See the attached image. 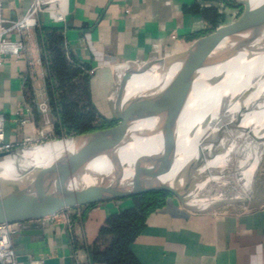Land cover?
Segmentation results:
<instances>
[{
  "label": "crops",
  "instance_id": "crops-1",
  "mask_svg": "<svg viewBox=\"0 0 264 264\" xmlns=\"http://www.w3.org/2000/svg\"><path fill=\"white\" fill-rule=\"evenodd\" d=\"M230 0H70L64 21L48 13L39 25L64 27L69 53L92 73L96 107L107 118L125 69L134 63L178 53L196 39L231 23L241 8ZM25 0H2V16L16 21L26 12ZM12 38L19 39L17 34ZM36 30L19 56L0 65V112L6 117V140L19 142L45 130L29 97L47 101L45 70ZM31 88L29 97L26 88ZM30 122L21 125L17 112ZM105 111V112H104ZM132 205L116 199L66 209L39 221L40 234L14 235L18 264H91L86 248L107 218ZM141 264H264V205L220 208L194 213L168 196L152 212L146 228L131 245ZM100 264V263H98Z\"/></svg>",
  "mask_w": 264,
  "mask_h": 264
},
{
  "label": "water",
  "instance_id": "water-1",
  "mask_svg": "<svg viewBox=\"0 0 264 264\" xmlns=\"http://www.w3.org/2000/svg\"><path fill=\"white\" fill-rule=\"evenodd\" d=\"M235 2L241 12L231 23L196 39L184 51L134 63L125 69L113 102L115 125L0 151V163L19 162L27 152L54 143L66 145L47 164L16 180L0 181V223L17 222L23 233L40 234L39 221L60 211L151 191L170 193L183 208L194 213L214 212L225 205L240 203L221 199L202 206L206 199L199 196L214 176L221 175L205 167L226 151L237 126L236 119L207 133L197 155L177 174L166 178L175 163L180 120L199 70L223 64L240 54H251L264 35V0ZM30 4L31 0H25L26 10ZM177 65L178 69L166 83L168 72ZM148 72L157 76V84L126 96L132 77ZM221 79L222 76L215 77L212 83ZM210 119L207 116L202 121V130L207 128ZM145 120H153V127L136 130V125ZM193 133L194 129L190 136ZM159 135L163 140L160 150L140 156L133 166L121 161L120 149L130 144L134 137ZM103 156L111 163V170L107 173L91 170V162Z\"/></svg>",
  "mask_w": 264,
  "mask_h": 264
},
{
  "label": "bare ground",
  "instance_id": "bare-ground-1",
  "mask_svg": "<svg viewBox=\"0 0 264 264\" xmlns=\"http://www.w3.org/2000/svg\"><path fill=\"white\" fill-rule=\"evenodd\" d=\"M252 1L259 2L262 0ZM178 67L177 65L170 69L165 80L166 83L170 81ZM218 76H222V79L213 84L212 80ZM157 81V76L151 72L134 75L128 82L126 96H130L140 90L152 88L157 84ZM242 81H244V86H242ZM252 89H255L258 101L264 99V35L256 43L254 52H251V54H240L223 64L199 70L192 93L180 120L175 163L166 178L177 174L190 158L197 155V150L207 133L217 130L233 119L235 120L236 114L239 113V105L244 103V97ZM239 94H243L244 97L238 98ZM263 107L260 106L257 117L252 118L249 122L254 124L255 127L250 129V127H247V123L242 120L240 125L236 126L232 131L230 139L232 151L214 158L206 165V169L221 175L228 172L232 164L237 165L233 166V168L234 170L238 169V171L236 174H232L233 176H226L223 180L226 182L230 181L231 190L223 196L218 195L221 197L205 198L206 202L201 203L202 206H207L221 199L244 202L247 199L246 196L250 195L248 187L245 189L243 184H241V178H244L248 167L247 155L255 153L261 160L263 154ZM227 111L228 116L225 115ZM207 116H210V122L207 128L202 130L201 123ZM196 121L197 123H195ZM153 124V120H145L136 125L135 129H151ZM192 129H194V133L190 136ZM254 143L258 144V146L254 145ZM162 146L163 140L160 135L150 138L134 137L130 144L120 149V158L123 163L133 166L140 156L157 152ZM65 148V144L54 143L50 146L27 152L25 157L19 162L14 161L5 164V169L0 173V181L10 182L20 178L22 174L47 164ZM89 168L100 173H107L112 166L107 157L103 156L91 162ZM218 177L214 176L213 178Z\"/></svg>",
  "mask_w": 264,
  "mask_h": 264
},
{
  "label": "trees",
  "instance_id": "trees-1",
  "mask_svg": "<svg viewBox=\"0 0 264 264\" xmlns=\"http://www.w3.org/2000/svg\"><path fill=\"white\" fill-rule=\"evenodd\" d=\"M230 5L237 6L235 0ZM40 58L45 70V89L53 124V137L62 138L111 127L114 118L96 107L91 89L92 73L68 50L62 25L36 28ZM31 88H26L27 96ZM31 98V97H29ZM170 193L151 191L122 198L132 205L111 214L89 245L91 264H141L131 250L132 243L146 228L148 216L163 206Z\"/></svg>",
  "mask_w": 264,
  "mask_h": 264
},
{
  "label": "built area",
  "instance_id": "built-area-1",
  "mask_svg": "<svg viewBox=\"0 0 264 264\" xmlns=\"http://www.w3.org/2000/svg\"><path fill=\"white\" fill-rule=\"evenodd\" d=\"M70 0H31L29 8L23 17L16 21H6L2 16V0H0V65L8 56H19L26 48V40L34 34L39 25V15L48 13L50 18L58 23L66 19ZM236 19V18H235ZM17 34L19 39L12 38ZM41 63V58L37 61ZM87 72H90L88 69ZM30 103L34 105L42 117L45 130L40 135L27 136L19 142L6 140V117L0 112V151H7L18 147L36 145L45 140L53 139V124L50 116L48 100L38 101L31 97ZM32 107L27 103L26 115L17 112L16 119L21 125L30 122ZM20 223H0V264H18V255L14 245V235L18 232Z\"/></svg>",
  "mask_w": 264,
  "mask_h": 264
},
{
  "label": "rangeland",
  "instance_id": "rangeland-1",
  "mask_svg": "<svg viewBox=\"0 0 264 264\" xmlns=\"http://www.w3.org/2000/svg\"><path fill=\"white\" fill-rule=\"evenodd\" d=\"M243 82L244 81H242V86H244ZM237 97L243 98L244 96L243 94H239ZM244 99H245L244 103H242L238 107L239 113H237L235 116L236 125L238 127L241 121L243 120L244 123H247L248 126L247 125L246 126L252 129L253 127H255V125L249 122L251 121L252 118L257 117L260 106L263 107L264 99H261V101H258V99L256 98L255 89H252V91H249L248 94L244 97ZM111 104H113V100L111 101ZM106 113L108 114L110 118H114L112 109L107 110ZM263 123H264V120H263ZM49 140L51 139L49 138ZM49 140H45L44 142L49 141ZM254 145L258 146V144L256 143H254ZM232 149H233L232 144L231 142H229V145L226 151L221 156L227 154V152H231ZM247 160H248V167L246 168V173L244 175V178L243 179L241 178L242 180L241 184H243L245 189H247L248 187V191L250 195L246 196L247 198L246 201L233 204V205H225L223 206L225 208L235 207L237 209H245V208L261 207L264 205V148H263V154H262L261 160H259V158L257 157V154L255 153L248 154ZM8 163L9 162L0 164L1 165L0 173H2L3 169H5L6 167L5 164H8ZM233 166H237V165L232 164V167H230V170L228 172H226L223 175H219V177L214 178V180L209 181L202 188V190L199 193V196L203 198H217V197L223 196L225 193L231 190L230 189L231 186L229 184L230 181L228 180L226 182L223 180L225 179L226 176H229V175L233 176L234 174L237 173L238 169L234 170ZM212 192L214 195L212 194ZM218 195H221V196H218Z\"/></svg>",
  "mask_w": 264,
  "mask_h": 264
}]
</instances>
